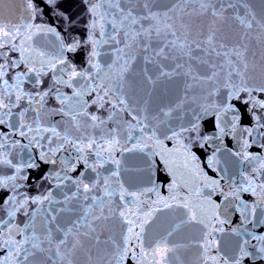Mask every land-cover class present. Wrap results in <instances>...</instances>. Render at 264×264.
I'll return each instance as SVG.
<instances>
[{"label":"snow or ice","instance_id":"obj_1","mask_svg":"<svg viewBox=\"0 0 264 264\" xmlns=\"http://www.w3.org/2000/svg\"><path fill=\"white\" fill-rule=\"evenodd\" d=\"M45 2L48 5L57 4V0ZM84 2L88 6L90 22L87 25L88 35L83 42L75 38L66 42L54 27L36 25L34 21L38 7L33 0H25V12L28 15L21 18L19 23L5 26L0 22V60L4 61L0 63V125H8L11 135H19L28 141L27 145H21L20 140H9V134L0 132V167L6 166L13 170L7 177L0 176V190L8 192L4 202L0 204V211L5 213L0 216V252H3L0 264H128V261L133 264H166L170 260L169 253L176 251V246L170 245L167 238L155 242L154 246L153 241L148 240V246H145V225L152 213L141 216L139 210L144 203L141 198L146 197L148 192H155L161 208H186L187 219L182 224H201L207 230L199 245L202 249L201 264H221V259L222 264H242L245 258L264 261V231L256 233L247 230L248 224H252L254 228H264V154L247 151L254 144L264 149V131H261L264 129V113L258 114L256 111L264 109V0H259V13L255 11L251 0H167L163 4V10H160L162 0ZM61 15L68 20L69 26L73 23L68 16L63 13ZM225 28L235 33L234 40L225 38ZM38 34L53 35L58 42L56 51L49 52L35 47L33 39ZM105 45L111 46L110 62L105 60L102 64L98 58L101 56L100 49ZM82 46L87 48V68L78 70L70 63L66 54L75 53ZM256 46L261 51L259 64L254 59L256 53L253 48ZM5 47H8L9 52H18L19 59H9L8 53L3 51ZM139 53L144 54L142 59L146 64H155L160 70L155 79L145 71L150 84H155L161 78H184V94L179 102L174 108L161 109L165 117L170 116L175 109H183L189 100L196 105L192 109L189 126L181 125L178 131L172 132L169 139L181 141L185 132H192L197 134L199 146L204 147L211 140L230 135L237 140L239 148V151L231 154L239 157L242 162L251 164L248 171L241 173L240 184L225 192L220 187L219 180H208L203 170L199 169V161L190 152L189 146L181 145L191 162L185 163V168L195 166L193 175L198 172L200 176H204V186L211 185L213 191H220L224 201H238L235 207L240 212V223L244 227L232 229L240 237L235 245L236 254L232 257L218 258L211 254V250L217 247L214 233L223 232L224 225L231 223L230 220L221 218V205L209 198L207 203L211 215L205 217L198 214L201 212L199 205L187 197H181L176 191L175 173L169 185L171 202L161 197L155 188L136 193L124 189L123 184H120V200L125 201L126 197H130L133 207L125 203L123 210L116 213L112 207V197L117 192L109 183L111 177L119 176L120 161L114 158V149L121 141L117 138L119 133L115 129L109 130L107 135L110 138L101 145L93 137L74 136L69 129L62 133L56 126L42 123L40 112L44 109L46 98L53 95L60 104L56 114L67 117L71 128L76 131L85 126H102L118 113L128 112L132 120L120 125L122 129H126L123 143L132 141L133 133L138 132L139 136L131 147L123 148V151L144 152L146 148H150L157 136L155 127L149 123L147 110L144 109L137 115L124 93L126 75ZM162 60L172 62L170 70L160 64ZM21 65L23 69L15 71ZM200 69L206 71L202 72ZM9 70H12L11 77ZM257 70L261 74V80L254 84ZM49 71L54 74L53 85L45 88L42 77L47 76ZM10 79L12 83L9 82ZM25 82L31 83L35 91H25ZM57 85L72 89V95H66ZM206 85L211 87H205ZM93 94L91 102L83 100L85 95ZM210 98L211 102H205ZM233 100L248 105L247 111L254 121L252 125H241L242 114ZM22 102L27 103L28 107L21 108ZM90 104H96L99 108L108 104L107 120L87 112ZM13 109L19 111L14 112ZM29 112L36 114L30 121ZM229 113L232 115L230 128L225 124V117ZM13 116L16 117L15 122L9 123ZM81 118H84L83 123ZM205 118H214L213 122L218 130L216 136L199 135L200 121ZM30 145L41 149L38 157L41 162L52 165L57 164L58 153L74 149L80 154L76 162H82L93 172H96L98 165L102 166L103 160L89 163L85 153L95 150L99 158L103 155L102 149L106 147L109 150L108 159L117 167L110 177L85 183L84 172H80L75 178L68 174L76 171L77 163L72 162L71 157L67 161L61 158L63 167L50 170L41 179L61 190L70 183L75 190L70 195L64 192L62 200L53 197L51 188L46 194L29 197L18 192L24 187L19 181H27L26 169L38 168L39 164L31 157L16 161L12 158L11 148H28ZM215 162L214 153L208 161L209 166L214 168ZM165 164H168L167 160ZM99 175L97 172V176ZM97 191L101 195H96ZM241 193H250L257 199L252 203L245 202L241 199ZM199 194L197 189L196 195ZM80 197H83L84 202L90 200L91 204L81 209L75 218L70 216L66 222H62L60 214L75 213L80 207ZM33 204L39 207L29 211ZM228 206L230 205L225 207V213ZM258 208L261 209L259 216ZM18 213L28 217L23 226L15 223ZM117 214L121 220L119 239L112 235L105 237L106 230L111 227L109 221ZM179 227L180 225L175 226L167 235H173ZM249 246L254 251H248Z\"/></svg>","mask_w":264,"mask_h":264},{"label":"water","instance_id":"obj_2","mask_svg":"<svg viewBox=\"0 0 264 264\" xmlns=\"http://www.w3.org/2000/svg\"><path fill=\"white\" fill-rule=\"evenodd\" d=\"M255 5V11L259 13L260 4L259 0H251ZM33 3L38 7V11L35 14L34 23L41 27H54L57 32H59L67 42L73 38L79 39L83 42L88 35V23L90 22V16L88 12V6L84 0H57L56 5H48L45 0H33ZM167 3V0H162L160 10H163V4ZM27 5L25 0H0V22L5 26L9 24H17L20 22L21 18L28 15L25 12ZM68 16L73 23L69 26L68 20H65L63 16ZM147 23V22H145ZM225 38L227 40H234L235 33L230 29L225 28L224 31ZM33 44L35 47L46 50L49 52H55L57 49L58 42L56 38L51 34H38L33 39ZM123 47V45H120ZM155 46V45H154ZM4 52L8 53V58L12 57L19 59L18 52H9L8 47L3 49ZM256 53L254 59L259 64L261 58V51L259 46L253 48ZM101 56L98 58L101 63L105 60L110 62L111 46L105 45L100 49ZM143 53L137 54L135 62L131 66V70L126 75L124 93L126 99L131 108L136 110V114L140 115L141 111L146 109V114L149 117V123L155 127L157 140L151 144L150 148H146L144 152L139 151H123V148L131 147L135 142L136 137L139 133H133V140L129 141L127 144L124 141V131L120 125L126 121H131L132 117L128 112L118 113L116 117L111 120H107L109 112L106 111L110 106L105 104L104 108H99L96 104H90L86 111L89 113H94L101 118L107 120V123L99 127L85 126L81 128L80 131H76L71 128V123L67 117L56 114V110L60 108L59 102L53 96L46 98V104L44 109L40 112L42 117V123L49 126H56L58 130L62 133L65 129H69L70 133L74 136H85L93 137L96 139L98 144L103 145L105 140L110 137L107 135L109 130L115 129L119 135L117 138L121 141L117 144L114 149V158L120 161L119 164V176L111 177L109 183L111 188L116 190L117 194L112 197L113 204L112 207L115 209L116 213L123 210L124 204L128 203L129 207H133L130 197H126L125 201H121L119 198L120 184H123L124 189L130 192L141 193L148 189L155 188L159 191V195L171 202L172 193L169 190V185L173 180V173H175V179L177 180L176 191L180 193L181 197H187L194 204L199 205L201 210L198 214H203L205 217L211 215V210L207 200L210 198L211 201L221 205L219 212L221 218L230 220V224L224 225L223 232L214 233L216 237L217 247L211 250L212 255L222 257H232L236 254L235 245L240 237L237 236L232 229L244 227L241 225L240 221L242 219L240 212L237 211L236 205L238 201L232 199L230 201H224L223 195L220 191H213L211 185L205 187L206 183L204 176H200L198 172H195V166L190 168H185V163L191 162L188 160L187 155L184 152V148L181 145H187L190 148V152L194 153L199 161L198 167L203 170L206 174L208 180H219L220 187L225 191H230L235 188L236 185L240 184L242 180L241 173L246 172L251 168V164L247 161H241L237 156L232 155V152L239 151L237 140L230 135H225L222 139H214L209 141L204 147H200V141L197 139V134L192 132H185L181 141L176 139H169L174 130L178 131L180 126H189V120L192 119V109L196 105L192 104L189 100L185 103L183 109H175L172 111L171 115L165 117L161 109L167 110L169 108H174V106L179 102L181 96L184 94V78L176 77L173 79L161 78L156 81L155 84H150L145 76V71L153 79L159 76V68L155 64H146L142 56ZM70 63L76 67L78 70H83L87 68V48L81 47L75 53L66 54ZM114 59V57H111ZM0 60V63H3ZM160 64L167 70L172 67V62L167 60L160 61ZM60 67H63L61 65ZM21 68L15 69V71H21ZM200 71H206V69H200ZM12 75V70H9V77ZM53 73L49 71L47 76H43L44 87H52L53 85ZM6 77V78H9ZM261 80V74L259 70L255 73L254 84L259 83ZM10 83L13 81L10 79ZM66 95H72V89L67 88L63 85H57ZM205 87H211V85H206ZM25 91L34 92L35 89L33 85L29 82H25L23 85ZM198 91V90H194ZM223 94V90L221 91ZM93 96L85 95L83 97L84 101L91 102L94 98ZM210 98L208 101L211 102ZM218 99V97H217ZM234 104L240 109L242 114L241 125H252L254 123L251 114L247 111L248 105L242 104L238 101L233 100ZM21 108H27L28 105L22 102ZM38 107V106H37ZM14 112L19 111V109H13ZM259 113H264V109H257ZM36 115L33 112L28 113L29 121ZM157 117V119H153ZM232 119L231 113L227 114L225 117V124L228 128L231 127L230 121ZM16 117L13 116L9 123H14ZM83 123L84 118H81ZM214 118H205L200 121L199 135H217V128L213 122ZM135 123V121H132ZM264 122V120H262ZM91 122H88L90 125ZM226 128V131L228 130ZM261 131H264L262 129ZM0 132L9 134V140H20L21 145H27V139H23L19 135H11V129L8 125H0ZM43 143V141H42ZM87 143V140H85ZM7 144V141H6ZM219 148V151L216 149ZM7 150V148H6ZM40 148L34 145H30L28 148L14 147L11 148L12 158L20 162L27 160L29 157L34 159L36 163L39 164L38 168L26 169V174L28 176L27 181L20 180L19 183L24 185L18 192L21 194H27L29 197H35L37 195L46 194V192L51 188L53 192V197L58 200L63 199V193L67 192L69 195L74 191V187L69 183L67 188L61 190L56 188L54 185L49 184L47 180H42L46 173L50 170H58L63 167L60 163V159L63 158L65 161L71 157L72 162H76V158L80 155L75 152L74 149L69 148L67 151L57 154L58 162L56 165L45 164L39 160ZM108 149L105 147L102 149L103 155L101 157L96 156V151L86 152L88 156L89 163H95L98 159L103 160L102 166H97L96 172L88 169L82 162L77 163L76 171L69 172L68 174L72 177H77L80 172H84V182L92 183L96 180H102L111 176V173L116 170V165L111 159H108ZM247 151L255 154H264V149L256 146L247 149ZM153 152L160 154H153ZM215 153V167H210L208 161L212 158ZM165 160L168 164H165ZM12 169L4 166L0 167V176L7 177L12 174ZM97 172L100 174L97 176ZM221 177H224L221 179ZM187 185V186H186ZM199 189L200 194L196 195V190ZM96 195H101L99 191L95 193ZM8 195L6 190H0V204L4 202L5 197ZM241 199L245 202L252 203L256 201V197L252 196L250 193H241ZM144 203L141 205L139 214L143 216L144 213L151 212V216L148 218L149 222L145 225V238L147 247V241H153V246L155 242L167 238L170 245L176 246L175 253H169L170 260L166 264H201L202 249L200 248V242L203 240L204 233L207 231L203 228L201 224L195 223H184L181 222L187 219L186 208L173 206L172 208H161V204L157 203V196L155 192H148L146 197L141 198ZM80 207L75 210V213H61L60 219L62 222H66L68 218H75L85 206L90 205L91 201L84 202L83 197H80ZM226 205L227 213H225ZM60 207L62 205H56ZM38 205H30L29 211L38 208ZM71 208L72 205H69ZM156 208H161L159 211H154ZM261 209H257V215L259 216ZM4 211H0V216H4ZM28 217L17 214L15 218V223L21 224L23 226L24 222H27ZM111 225L110 229L106 230L105 237L112 235L119 239L121 234V220L119 215H114L109 221ZM180 225L177 231L173 232V235L168 236V232L173 231V228ZM37 227H39V221L37 222ZM126 227V225L124 226ZM247 230L259 233L264 231V228L256 227L254 228L252 224L247 225ZM20 239V237H17ZM254 243V242H253ZM248 251L252 252L250 246ZM95 254V249L93 250ZM3 255V252H0ZM176 259L173 260L172 258ZM128 264H133L132 261H128ZM222 264V259H221ZM242 264H264V261L259 259L252 260L251 258H245Z\"/></svg>","mask_w":264,"mask_h":264}]
</instances>
